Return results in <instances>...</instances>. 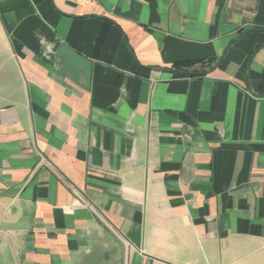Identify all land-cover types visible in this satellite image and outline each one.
<instances>
[{
	"label": "crops",
	"instance_id": "1",
	"mask_svg": "<svg viewBox=\"0 0 264 264\" xmlns=\"http://www.w3.org/2000/svg\"><path fill=\"white\" fill-rule=\"evenodd\" d=\"M0 264H264V0H0Z\"/></svg>",
	"mask_w": 264,
	"mask_h": 264
},
{
	"label": "water",
	"instance_id": "2",
	"mask_svg": "<svg viewBox=\"0 0 264 264\" xmlns=\"http://www.w3.org/2000/svg\"><path fill=\"white\" fill-rule=\"evenodd\" d=\"M112 235V237L114 238V240L119 244V246L122 248V250L124 249L122 242L119 238H117L116 236H114L112 233H110Z\"/></svg>",
	"mask_w": 264,
	"mask_h": 264
}]
</instances>
